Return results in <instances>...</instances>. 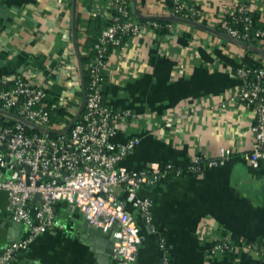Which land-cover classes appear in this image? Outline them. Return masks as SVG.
<instances>
[{
    "label": "crops",
    "instance_id": "1",
    "mask_svg": "<svg viewBox=\"0 0 264 264\" xmlns=\"http://www.w3.org/2000/svg\"><path fill=\"white\" fill-rule=\"evenodd\" d=\"M129 1L142 19L169 21L172 15L171 0ZM186 2L201 8L207 18H181L214 31L170 21L174 26L167 34L148 29L113 47L103 71L105 103L116 113H133L118 124L112 142L140 139L118 165L132 170L153 164L177 168L139 190L140 197L152 202L155 231L136 208L127 206L142 235L138 263L160 264L167 256L173 264H264L242 248L249 241L264 243V161L252 165L245 158L254 140L255 115L235 98L239 66H259L264 55L218 30L231 11L242 8L259 14L264 26V0ZM109 18V0H0V77L24 73L48 88L47 108L67 107L77 114L83 101L80 61L87 50L88 27ZM249 43L264 49V40L262 45ZM224 148L232 153L223 163L204 164L199 172L187 168L197 156L215 159ZM119 193L125 198L122 189ZM7 203L8 194L0 189V253L28 234L12 219ZM56 211L64 229L36 237L12 264H102L76 226L75 219L82 222L84 216L64 202ZM216 238L235 247L232 255H210ZM104 264H113L112 258Z\"/></svg>",
    "mask_w": 264,
    "mask_h": 264
},
{
    "label": "built area",
    "instance_id": "2",
    "mask_svg": "<svg viewBox=\"0 0 264 264\" xmlns=\"http://www.w3.org/2000/svg\"><path fill=\"white\" fill-rule=\"evenodd\" d=\"M170 13L184 18L204 21L207 17L201 8L186 0H171ZM110 18L98 36L87 64V102L81 117L67 133L65 128L54 129L51 110L44 104L48 88L32 82L23 74L0 77V110L34 122L52 133H42L8 115L15 122L0 121V189L8 194L7 210L12 219L28 230L27 236L12 241L0 253V264L11 262L16 254L27 250L34 239L47 232L63 230L64 223L56 206L64 202L79 211L93 227L108 231L116 226L117 238L112 253L113 264H139L138 256L142 235L128 204L136 208L145 223L152 225V202L139 196L144 184L158 182L165 174L177 168L171 164H153L148 169L132 170L119 166L126 155L140 143L139 138L114 144L112 137L118 124L133 115L130 110L114 112L105 103L103 71L108 64L113 47L121 46L125 39L160 25L156 19L141 21L130 8L128 0H109ZM173 23L168 24L172 28ZM220 30L234 38L264 40V29L253 27L247 9L231 11L219 25ZM240 80L235 98L248 104L255 115L252 126L254 140L245 154L252 165L264 161V63L259 66L242 64L237 69ZM227 103L223 104L225 107ZM27 128L34 131L29 133ZM232 150L224 148L215 159L197 156L187 167L199 172L204 164L216 166L231 156ZM122 189L125 198L119 193ZM40 194L37 199L36 195ZM165 249V242H160ZM243 250L264 259V245L245 242ZM235 247L225 239H214L209 253L223 256ZM160 264H173L164 256Z\"/></svg>",
    "mask_w": 264,
    "mask_h": 264
},
{
    "label": "water",
    "instance_id": "3",
    "mask_svg": "<svg viewBox=\"0 0 264 264\" xmlns=\"http://www.w3.org/2000/svg\"><path fill=\"white\" fill-rule=\"evenodd\" d=\"M134 14L136 16H138L139 18H142V16L137 12V8L136 5L134 4ZM157 19V18H156ZM158 20V19H157ZM167 20L169 21H188L189 23H192L194 25H198L204 28H208L211 31H214L213 28H209L207 27L205 24L199 23L195 20H186V19H182L181 17L175 16V15H171L167 18ZM220 34L222 36H225L226 38H228L229 40H231L232 42L239 44L241 46L244 47H248L252 50L258 51L260 53H262L264 55V49H259L255 46H253L252 44H250L248 41L245 40H241L238 38H234L228 34H225L224 32H220ZM80 69H81V74H82V86H83V101L81 104V107L79 109V111L77 112V114L74 116V118L72 119V121L67 125V127L62 130L61 133H67L70 128L77 122V120L81 117L85 106H86V102H87V89H86V82H85V78H84V67L80 61ZM0 114L1 115H8L11 116L13 118H16L20 121H22L24 124L32 127L35 130H38L42 133H50V135H52L51 131L49 129L46 128H42L40 126H38L37 124H35L34 122H31L23 117L17 116L15 114H13L12 112H9L7 110H0ZM36 198L39 199L40 198V194L36 195ZM75 209V208H74ZM76 210V209H75ZM75 221L77 222V228L79 230H83L84 233L81 234V237L83 240H88L89 244L91 246V249L93 250L95 247V251H96V256L100 257L101 263L104 264L106 262H109L111 260V256L113 253V249H114V244L117 240V238L115 237L114 233L116 231V226H113L110 230L106 231L104 230V228L102 227H93L89 224V221L87 219H85L82 222H79V219H75ZM18 225L22 226L21 223H18ZM110 233L109 236H107V233ZM9 239V238H8ZM3 264H12L11 262H4Z\"/></svg>",
    "mask_w": 264,
    "mask_h": 264
},
{
    "label": "trees",
    "instance_id": "4",
    "mask_svg": "<svg viewBox=\"0 0 264 264\" xmlns=\"http://www.w3.org/2000/svg\"><path fill=\"white\" fill-rule=\"evenodd\" d=\"M129 1V0H128ZM130 2V1H129ZM172 6V4H171ZM170 6V9H171ZM131 8V7H130ZM132 9V8H131ZM253 20V27L254 28H258V27H264L261 24V17L259 14H250ZM191 19H195L193 17H190ZM141 21H147V19H142L140 18ZM157 20V19H156ZM96 22H93L90 24V26L88 27V38L85 42V48L89 51L92 50L95 42L98 39V36L100 35V33L102 32V30L107 26V24L109 23L108 21H101V20H95ZM157 22L159 23V27L156 28V33L163 35V34H167L169 32V28H168V24L172 23L170 21H166V20H157ZM93 26V27H92ZM93 30H96L95 32H93ZM218 30H220V26H218ZM221 31V30H220ZM251 43L255 44V45H262L261 42H257V40H250ZM89 61V56L86 53L81 54V63L85 68V81H86V87L88 86V70H87V64ZM76 115L75 112H70L67 110V107H58L55 108L54 110L51 111L50 113V117H51V123H52V127L54 129H57V125L61 124V123H66V126L72 121V119L74 118V116ZM7 118H5L3 115L0 114V121L5 123V120ZM8 120V124H12L15 122L14 119H7ZM66 126L64 128H66ZM28 132L31 133L34 130L31 128H27ZM252 242V241H249ZM264 245V243H263ZM231 254V253H229ZM232 255V254H231Z\"/></svg>",
    "mask_w": 264,
    "mask_h": 264
}]
</instances>
